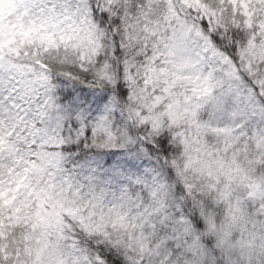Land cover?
Segmentation results:
<instances>
[{"label":"snow or ice","instance_id":"6c2138e0","mask_svg":"<svg viewBox=\"0 0 264 264\" xmlns=\"http://www.w3.org/2000/svg\"><path fill=\"white\" fill-rule=\"evenodd\" d=\"M16 4L0 264H264V0Z\"/></svg>","mask_w":264,"mask_h":264},{"label":"rangeland","instance_id":"374dc122","mask_svg":"<svg viewBox=\"0 0 264 264\" xmlns=\"http://www.w3.org/2000/svg\"><path fill=\"white\" fill-rule=\"evenodd\" d=\"M17 10L16 0H0V13L5 16L14 14Z\"/></svg>","mask_w":264,"mask_h":264}]
</instances>
